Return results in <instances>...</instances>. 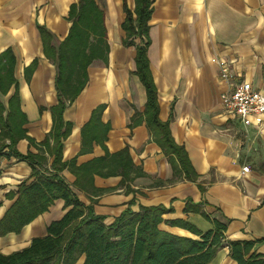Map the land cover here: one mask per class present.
<instances>
[{
	"label": "crops",
	"instance_id": "obj_1",
	"mask_svg": "<svg viewBox=\"0 0 264 264\" xmlns=\"http://www.w3.org/2000/svg\"><path fill=\"white\" fill-rule=\"evenodd\" d=\"M93 1L104 13L107 63L90 64L85 87L63 112L70 132L62 141V161L74 159L79 166L103 157L105 150L113 154L127 147L133 167L143 175L123 185L120 176L94 175L89 193L73 186L75 178L67 170L61 178L80 204L92 205L105 225L127 209L137 213L158 207L164 210L160 231L199 240L217 221L225 225L224 243L251 242L252 251L264 255V115L244 125L222 106L223 95L243 81L264 92V0H150L146 56L158 118L168 123L174 143L184 149L194 180L173 175L142 119L145 88L135 74V48L122 45L121 29L123 5L133 11L135 0ZM77 2L0 0V54L10 50L14 56L13 78L26 118L23 128L36 144L50 132V108L57 103L56 70L43 54L39 28L56 48L70 27L69 6ZM33 61L26 80L24 70ZM219 63L226 65L230 81L219 77ZM14 90L12 86L0 97L4 106ZM99 105H104L100 120L109 127L105 150L93 143L90 152L79 154L81 128ZM16 150L21 155L38 152L26 139L17 142ZM244 166L247 173H242ZM0 169L1 219L17 198L18 185L33 179L28 163L15 157L0 156ZM66 210L63 200H54L18 234L1 236L0 253L19 251L45 236L46 227ZM208 264L236 263L224 245Z\"/></svg>",
	"mask_w": 264,
	"mask_h": 264
},
{
	"label": "trees",
	"instance_id": "obj_2",
	"mask_svg": "<svg viewBox=\"0 0 264 264\" xmlns=\"http://www.w3.org/2000/svg\"><path fill=\"white\" fill-rule=\"evenodd\" d=\"M123 11L125 19L121 29L125 37L122 45L135 48V74L146 93L142 119L151 140L167 157L173 175L183 174L186 179L194 180L195 174L184 149L174 143L168 123L158 118L156 90L146 56L150 43L151 2L135 0L133 11L126 5H123ZM67 20L70 22L67 36L56 48L50 45V35L39 28L43 54L55 66L57 100L50 108L51 130L39 144L34 143L23 128L26 118L19 107L13 78L14 56L10 50L0 54V97L5 96L12 86L15 89L6 106L0 100V156L27 162L29 179H33L29 184L23 181L18 185L17 198L0 219V237L18 234L56 199L63 200L64 209H67L59 220L46 227L45 236L31 240L19 251L8 255L0 253V264H76L81 257V264H208L217 249L224 245L236 264H264V255L253 252L251 242L224 243L225 225L217 221L213 222L212 229L200 234L199 240H191L158 229L164 212L161 208H141L137 213L127 209L112 224L105 225L103 218L94 214L91 204L84 206L78 202L60 176L64 170L74 176L73 186L86 193L92 192L94 175L120 176V185H123L143 173L133 167L127 147L113 154L105 150L109 127L100 120L104 105L97 106L82 126L79 151V154L88 153L96 143L105 150L104 156L79 166L74 159L62 161V141L70 132V124L63 122V112L85 87L90 64L100 61L106 65L108 53L104 13L93 0H78L70 5ZM35 64L33 61L25 68L26 80ZM21 139H26L38 152L19 154L16 144ZM48 158H51L50 163Z\"/></svg>",
	"mask_w": 264,
	"mask_h": 264
},
{
	"label": "built area",
	"instance_id": "obj_3",
	"mask_svg": "<svg viewBox=\"0 0 264 264\" xmlns=\"http://www.w3.org/2000/svg\"><path fill=\"white\" fill-rule=\"evenodd\" d=\"M219 77L225 81L232 79L225 64L219 63ZM222 106L226 113L232 114L241 123L248 125L252 117L264 115V92L254 89L250 83L243 81L233 85L223 95ZM248 170V167L244 166L242 173H247Z\"/></svg>",
	"mask_w": 264,
	"mask_h": 264
}]
</instances>
